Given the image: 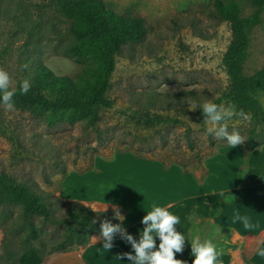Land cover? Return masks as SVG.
Wrapping results in <instances>:
<instances>
[{"label": "rangeland", "instance_id": "rangeland-1", "mask_svg": "<svg viewBox=\"0 0 264 264\" xmlns=\"http://www.w3.org/2000/svg\"><path fill=\"white\" fill-rule=\"evenodd\" d=\"M103 1L120 15L144 17L149 28L143 42L127 44L117 58L107 92L108 98L115 99L114 106L95 105V123L80 109L49 118L48 113L0 107V174L29 185L52 210L50 220L27 216L21 204L9 202L0 192V264H19L20 255L32 247L46 257L61 245L70 232L65 220L69 200L60 196L69 174L90 171L97 160L110 161L119 153L131 152L167 168L183 167L203 181L208 159L216 156L218 162V155L229 146L226 138L221 141L207 133L210 125L197 108L205 102L227 104L224 93L230 81L223 56L232 33L228 22L213 16L215 0ZM237 1L242 15L249 18L243 70L250 76L264 69V5ZM70 26L51 0H0V68L9 73L12 88L24 79L31 81L37 62L57 76L72 79L92 64L89 58L79 62L68 53L73 42ZM257 98L259 117L251 112L247 121L234 116L226 124L246 141L255 128V149H261L264 91ZM156 116L162 121H144ZM246 141L238 145L244 153L242 169L252 151ZM113 208L101 207L106 212L98 218L116 224ZM94 235H89L90 240Z\"/></svg>", "mask_w": 264, "mask_h": 264}, {"label": "crops", "instance_id": "crops-1", "mask_svg": "<svg viewBox=\"0 0 264 264\" xmlns=\"http://www.w3.org/2000/svg\"><path fill=\"white\" fill-rule=\"evenodd\" d=\"M218 156V162H214L216 156L208 159L206 177L199 181L178 165L167 168L160 161L119 153L110 161L97 160L95 169L69 174L60 196L96 211L106 205L119 207L125 216L123 226L137 240L144 227L142 218L153 204L167 207L179 218L176 229L186 239L190 241L199 233L202 239H213L218 248L224 249L219 258L222 264H264V258L257 255V248L264 242V147L250 152L245 169L239 146H228ZM222 192L233 197L231 203L223 202ZM237 212L249 217L256 227L248 231L240 221L233 223ZM113 243L109 251L92 237L85 245L48 254L42 264H131L126 257H118L134 251L131 244L121 240L119 233ZM156 244L158 247V237ZM189 257L186 240L183 253H176V258L187 262Z\"/></svg>", "mask_w": 264, "mask_h": 264}, {"label": "trees", "instance_id": "trees-1", "mask_svg": "<svg viewBox=\"0 0 264 264\" xmlns=\"http://www.w3.org/2000/svg\"><path fill=\"white\" fill-rule=\"evenodd\" d=\"M70 20V32L73 42L67 48L68 53L79 62L89 58L91 65H85L76 79L69 76H57L45 64L37 62L31 73V88L27 94H21L20 84L13 96L15 109L30 110L37 114H49L53 118L65 110L80 109L92 123L98 117L95 105L112 107L115 99L108 98L111 78L117 67V58L127 44H139L148 35L149 28L144 17L129 13L120 15L109 9L103 0H51ZM264 5V0H249ZM243 7L237 0H215L212 14L219 21L230 24L231 42L223 56V62L229 76V88L224 93L227 104L235 106L237 111L246 114L254 112L259 117L260 105L257 94L264 91V69L253 75H246L243 65L249 47V18L242 15ZM181 95V93H174ZM216 104H220L216 102ZM161 117L144 120L147 124ZM255 128L250 131L245 146L256 148ZM0 192L9 202L19 203L25 215H38L46 220L52 218V210L43 197L29 185L19 182L6 174H0ZM70 205L66 222L69 224L67 237L55 251L68 250L67 243L85 245L90 242L89 235L98 234L100 222L110 220L98 216L106 211H96L79 201H67ZM96 223H92L93 220ZM118 223L119 220H116ZM36 236L35 228L32 229ZM187 264H192L191 255ZM43 255L35 247L22 253L19 264H42Z\"/></svg>", "mask_w": 264, "mask_h": 264}, {"label": "clouds", "instance_id": "clouds-1", "mask_svg": "<svg viewBox=\"0 0 264 264\" xmlns=\"http://www.w3.org/2000/svg\"><path fill=\"white\" fill-rule=\"evenodd\" d=\"M25 67L27 66L25 65ZM11 85L12 80L9 73L0 68V107L5 111L14 109L13 96L16 89L12 88ZM195 87L192 85L190 88L195 89ZM30 88V80L24 79L20 84L21 94H27ZM197 108L202 110L205 124L210 125L207 127L209 135L221 141L226 138L227 144L231 148L242 145L246 141L238 130L229 131L226 124V121L234 116L245 121L249 120L250 117L242 109L237 111L232 104L213 102H205ZM220 195L224 197V203L232 202L233 197H226L223 192ZM169 207L171 206L169 205ZM113 214V218L121 221V223L114 224L109 220H102L99 234L93 236V240L96 243L102 241L103 249L110 251L114 246L113 241L116 234L119 233L120 239L131 244L134 250L118 256L121 260L126 257L131 264H187L186 261L176 258V253H183L187 240L190 242L191 255L194 257L192 264H222L219 258L224 255V249L218 248L213 239H202L199 233L194 234L190 241L186 239L185 235L176 229V225L180 222L179 218L171 214L167 207H159L153 204L152 210L142 218L141 223L144 227L139 233V240L129 234L123 226L125 216L121 214L119 207L113 208ZM237 221H240L248 231H252L256 227L249 217L241 216L239 212L235 214L233 223ZM92 223H96V220L94 219ZM157 237L159 238L158 247L156 244ZM257 255L264 258V242H262V246L257 248Z\"/></svg>", "mask_w": 264, "mask_h": 264}]
</instances>
